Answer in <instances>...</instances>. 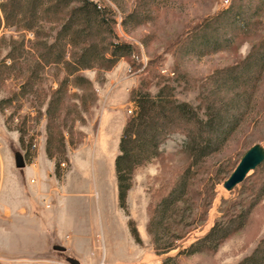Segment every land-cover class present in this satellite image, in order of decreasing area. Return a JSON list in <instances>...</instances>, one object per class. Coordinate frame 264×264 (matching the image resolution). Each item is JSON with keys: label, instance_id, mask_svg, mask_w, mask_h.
<instances>
[{"label": "rangeland", "instance_id": "rangeland-1", "mask_svg": "<svg viewBox=\"0 0 264 264\" xmlns=\"http://www.w3.org/2000/svg\"><path fill=\"white\" fill-rule=\"evenodd\" d=\"M97 1L113 10V31L133 47L134 54L108 70L83 71L93 83L94 98L84 91L81 103L67 93L65 108L47 113L50 88L56 87L59 71H35L30 77L21 65L32 57L21 52L15 54L13 67L0 69V264H70L68 257L80 264H238L264 239V194L259 198L251 190L264 167L250 171L232 191L225 190L222 182L251 143L264 144V73L253 95V113L220 151L206 158L207 172L223 181L215 185L206 220L177 248L155 252L147 224L151 207L187 164L181 152L183 134L170 135L160 144V156L134 171L122 207L114 165L123 127L135 113L130 100L134 89L145 85L151 95L156 94L164 82L159 74L175 87L178 101L199 105L202 91L213 86L206 79L242 60L258 35L241 36L229 49L198 55L184 50L183 34L226 9L232 0ZM260 16L264 24V10ZM3 34L18 32L2 27L0 37ZM24 35L34 39L32 31ZM9 40L0 44V60L6 64L11 63L6 56ZM60 130L62 143L57 141ZM16 152L23 155L24 168L15 166ZM256 197L245 224L215 249L180 253L221 217L222 201L234 204L245 199L244 206ZM53 245L65 250H54Z\"/></svg>", "mask_w": 264, "mask_h": 264}, {"label": "trees", "instance_id": "trees-1", "mask_svg": "<svg viewBox=\"0 0 264 264\" xmlns=\"http://www.w3.org/2000/svg\"><path fill=\"white\" fill-rule=\"evenodd\" d=\"M263 10L264 0H232L226 9L203 19L183 34L184 50L198 55L229 49L241 36L258 35L242 60L206 79L213 86L202 91L199 105L178 101L174 97L175 87L159 74L164 82L156 94L151 95L145 85L131 92L130 100L136 109L123 127L114 165L121 207L132 186L134 171L159 157L160 144L170 135L180 132L184 136L181 152L187 164L149 211L147 231L158 254L177 248L181 240L206 220L215 197V185L223 181L215 173L207 172L206 158L220 151L253 113V95L264 73V28H260L264 26L260 16ZM0 13V30L5 27L18 32L17 36L0 37V44L7 37L10 39L6 56L11 58L10 64L0 60V69L13 67L15 54L21 52L32 57L21 65L30 77L35 71L46 69L62 74L55 78L56 87L50 88L47 113L64 109L67 93L79 98L81 103H84V91L95 97L93 83L83 74L84 70H108L120 58L134 54L133 47L118 39L113 31L116 23L113 10L97 0H0ZM26 31H32V41L25 39ZM24 89L22 85L20 91ZM61 130L57 140L60 143ZM263 167L264 162L254 171ZM261 172L258 183L251 187L259 198L264 194V169ZM259 198L244 206L245 199L234 204L229 199L222 201L221 217L180 253L215 249L245 224ZM237 206L241 207L238 211ZM131 231L138 238L136 228ZM238 264H264V239Z\"/></svg>", "mask_w": 264, "mask_h": 264}, {"label": "water", "instance_id": "water-1", "mask_svg": "<svg viewBox=\"0 0 264 264\" xmlns=\"http://www.w3.org/2000/svg\"><path fill=\"white\" fill-rule=\"evenodd\" d=\"M264 162V146L260 142L253 143L241 156L237 165L230 175L222 182V186L227 191H232L239 183H241L246 175L253 171L256 167ZM14 164L17 168H24L26 163L21 153L14 154ZM53 249L64 251L62 245H53ZM70 264H80L76 259L68 257L66 259Z\"/></svg>", "mask_w": 264, "mask_h": 264}, {"label": "built area", "instance_id": "built-area-1", "mask_svg": "<svg viewBox=\"0 0 264 264\" xmlns=\"http://www.w3.org/2000/svg\"><path fill=\"white\" fill-rule=\"evenodd\" d=\"M131 111H132V110H131V109H129V112H131ZM31 147L33 148V147H35V145H34V144H32V146H31ZM46 206H47V207H49V206H50V204H46Z\"/></svg>", "mask_w": 264, "mask_h": 264}, {"label": "bare ground", "instance_id": "bare-ground-1", "mask_svg": "<svg viewBox=\"0 0 264 264\" xmlns=\"http://www.w3.org/2000/svg\"><path fill=\"white\" fill-rule=\"evenodd\" d=\"M263 146H264V144H263Z\"/></svg>", "mask_w": 264, "mask_h": 264}]
</instances>
